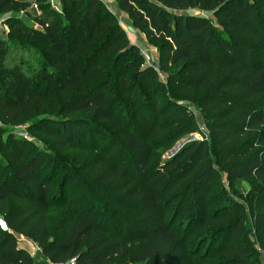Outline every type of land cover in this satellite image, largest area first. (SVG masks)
Returning <instances> with one entry per match:
<instances>
[{
  "label": "trees",
  "instance_id": "trees-1",
  "mask_svg": "<svg viewBox=\"0 0 264 264\" xmlns=\"http://www.w3.org/2000/svg\"><path fill=\"white\" fill-rule=\"evenodd\" d=\"M60 2L62 10L50 0H0V16L23 12L41 28L5 21L17 48L37 56L41 68L31 74L23 62L11 58L8 64L0 38V122L20 125L57 106L66 131L48 126L44 132L58 147L76 146L75 121L87 113L90 123L117 129L112 139L118 148L87 164L90 193L73 198L70 176L53 189L56 160L14 133L0 139V215L10 229L0 226V264H66L73 258L77 264H112L120 256L135 264H172L176 252L187 264H258V248L243 223L252 222L264 252V0H117L159 46L161 63L180 67L169 82L177 93L198 98L212 132L211 148L190 140L164 160L158 149L193 134V119L180 110L170 113V106L161 109L156 98L149 115L134 91L140 83L149 86L151 69L143 68L138 48L100 0ZM122 99L133 104V116L117 110ZM219 173L250 183L246 209L233 208L227 198L218 204L213 184ZM11 200L23 206L11 208ZM117 204L138 207L151 224L139 222V232L118 220L104 224L101 207L114 211ZM56 208L67 211L52 226ZM191 227L207 237L202 253L203 240L197 249L189 246ZM18 235L47 260L35 261Z\"/></svg>",
  "mask_w": 264,
  "mask_h": 264
},
{
  "label": "rangeland",
  "instance_id": "rangeland-1",
  "mask_svg": "<svg viewBox=\"0 0 264 264\" xmlns=\"http://www.w3.org/2000/svg\"><path fill=\"white\" fill-rule=\"evenodd\" d=\"M112 16L117 18L120 26L124 30L126 36L129 38L131 45L136 46L141 53L144 63L143 68H150L149 72V86L144 88L140 83L135 89V94L138 95L140 99L144 100L146 104L147 112L150 116H153L152 100L157 99L160 103L161 109L170 106V113L180 110V112H187L191 119H193L196 131L193 134H187L184 137L179 138L170 149H158L159 157L164 160L170 158L176 153L186 142L190 140L205 141L208 143L210 148L212 147V132L207 126V121L202 114L201 107L198 103V98H188L180 93H177L174 87L169 82V76L179 70L180 67L176 66H164L161 63V52L159 46L151 43L146 34L138 27L133 24V21L127 13L122 11L119 7L117 0H100ZM52 6L57 10H62L60 0H50ZM34 8V7H33ZM38 9L34 8L33 14H36ZM189 14H203L205 12L198 10H190ZM212 16V13H208ZM5 16V17H4ZM4 17L5 21L7 19H19L23 25L28 27L39 28L30 17L25 13H7L0 16V19ZM214 21L216 19L213 18ZM6 24V22L4 23ZM5 26V25H4ZM10 28L0 27V38L4 39L6 42V50L8 51L7 63L11 64L12 59H16V62H23L24 69L31 73L36 74L40 70V63L38 57L33 55L29 50H19L17 48L16 39L9 35ZM12 58V59H11ZM5 62V58H4ZM142 78V76H140ZM139 76L136 77L137 81H141ZM139 81V82H140ZM58 99V95H57ZM56 99V100H57ZM170 104V105H168ZM175 104V105H174ZM182 107H180V106ZM57 106L52 107L46 115L39 116L35 119L27 121L20 125L7 126L0 122V139H6L8 132L14 133L15 135L21 136L29 140L35 148L41 150L49 156V159L56 160L57 164L54 169V185L53 189H56L62 179L66 176H70L69 182V196L76 198L78 195H85L88 192L87 185L90 180L89 170L85 169L87 164H89L95 157L99 155L100 152H106L108 154L114 152L118 147L115 145L113 136H116L117 129L106 122H95L90 123L88 120V114H78L76 124L74 125V130L76 133V146H65L58 147L57 143L51 137H48L44 130L48 126H53L56 130L66 131L67 126H60V123L64 117L56 113ZM118 111L122 112L126 116L134 115L133 104L128 99H122ZM48 118L49 121L40 124L38 127H31L36 121ZM33 128L34 130H30ZM110 137V138H109ZM4 153L0 150V164H3L2 158ZM1 166V165H0ZM1 168V167H0ZM3 177L8 173L6 170H2ZM48 173V171H47ZM214 193L218 194V204L221 205V198H227L228 204L235 208L236 204L245 205L247 207V198L251 192V185L247 180L239 179L230 182L224 173H219V176L213 184ZM224 203V202H223ZM11 208H20L23 206L20 202L10 201ZM244 208L240 210L237 216H241L244 213ZM102 215L101 221L107 224L109 221L118 220L121 221L126 229H131L134 232H139L137 224L141 221L149 222V216L143 213L138 207L132 205H116V209L112 211L107 206L101 207ZM66 209L56 208L52 213V226L58 221L63 214L66 213ZM248 214V213H246ZM247 216V215H245ZM244 228L246 236L249 240L253 242L258 248V264H264V252L260 250L258 244H256V239L254 237V226L252 222L246 220L244 223ZM195 227H191L190 232L192 235L189 237V246L191 249H197L200 247V242L203 240V244L200 249V253L206 250L208 244L206 240V235L199 231H194ZM208 232V230H207ZM25 238L18 235V240L20 246L25 248L35 259V261H46L47 259L43 256L41 249L30 242V240H24ZM217 248V246L215 247ZM172 264H187L185 255L183 253L176 252L173 255ZM112 264H135L129 257L120 256L116 257Z\"/></svg>",
  "mask_w": 264,
  "mask_h": 264
},
{
  "label": "water",
  "instance_id": "water-1",
  "mask_svg": "<svg viewBox=\"0 0 264 264\" xmlns=\"http://www.w3.org/2000/svg\"><path fill=\"white\" fill-rule=\"evenodd\" d=\"M0 226L2 227L3 230L10 231V229L7 225L5 216H3V215H0Z\"/></svg>",
  "mask_w": 264,
  "mask_h": 264
},
{
  "label": "built area",
  "instance_id": "built-area-1",
  "mask_svg": "<svg viewBox=\"0 0 264 264\" xmlns=\"http://www.w3.org/2000/svg\"><path fill=\"white\" fill-rule=\"evenodd\" d=\"M28 1H31V0H28ZM33 7L37 9L36 4H34ZM1 24H2V22L0 21V25ZM66 264H77L76 258L70 259Z\"/></svg>",
  "mask_w": 264,
  "mask_h": 264
},
{
  "label": "crops",
  "instance_id": "crops-1",
  "mask_svg": "<svg viewBox=\"0 0 264 264\" xmlns=\"http://www.w3.org/2000/svg\"><path fill=\"white\" fill-rule=\"evenodd\" d=\"M5 17V16H4ZM4 17L2 19H0V21L2 22V24L0 25V27H5L6 28V25L4 24L5 23V19ZM5 25V26H4ZM24 240H27L26 238ZM29 241V240H28ZM31 242V241H30ZM35 244V243H34ZM22 247V246H21ZM25 249V248H24Z\"/></svg>",
  "mask_w": 264,
  "mask_h": 264
}]
</instances>
